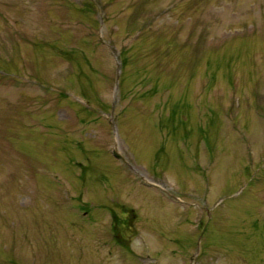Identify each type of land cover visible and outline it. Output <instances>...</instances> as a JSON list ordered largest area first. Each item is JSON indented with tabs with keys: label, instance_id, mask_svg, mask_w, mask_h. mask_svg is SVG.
I'll return each instance as SVG.
<instances>
[{
	"label": "rangeland",
	"instance_id": "obj_1",
	"mask_svg": "<svg viewBox=\"0 0 264 264\" xmlns=\"http://www.w3.org/2000/svg\"><path fill=\"white\" fill-rule=\"evenodd\" d=\"M0 264H264V0H0Z\"/></svg>",
	"mask_w": 264,
	"mask_h": 264
}]
</instances>
